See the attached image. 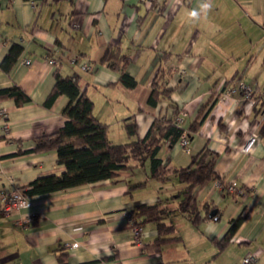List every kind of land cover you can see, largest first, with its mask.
Masks as SVG:
<instances>
[{"label":"crops","instance_id":"0c3cea01","mask_svg":"<svg viewBox=\"0 0 264 264\" xmlns=\"http://www.w3.org/2000/svg\"><path fill=\"white\" fill-rule=\"evenodd\" d=\"M160 5L161 10L139 0H0V63L11 44L23 47L8 73L0 68V90L17 85L30 98L21 106L0 100L6 115L0 116V191L65 172L54 150H32L36 137L56 132L66 121V96L44 106L56 70L87 92L94 116L108 125L114 144L143 138L155 117H172L167 101L148 103L152 80L160 70H171L167 88L179 113L185 112L187 131L201 107L212 96L217 100L188 148L164 145L159 158L164 166L185 167L207 145L218 155L219 180L235 182L238 192L217 187L216 180L197 187L201 216L204 205L219 214L218 220L198 227L178 212L184 186L174 177L148 179V162L119 172L116 182L30 196L28 209L9 216L0 210V264H240L256 252L260 254L251 264H264V137L258 135L264 119L259 98L264 92V0H162ZM108 46L127 57L126 71L136 81L133 89L101 63ZM49 59L57 65H49ZM73 59L90 62L93 70H82ZM239 84L254 91L253 102H244L239 92L220 98L221 90ZM132 120L134 138L124 127ZM156 203L174 227L171 236L180 241L148 253L145 246L156 238V226L142 225L141 244H136L137 225L130 215L139 204ZM28 215L34 220L20 226L18 220ZM239 215L243 221L216 257L211 240L221 238ZM74 242L77 248H66Z\"/></svg>","mask_w":264,"mask_h":264},{"label":"trees","instance_id":"16d2710c","mask_svg":"<svg viewBox=\"0 0 264 264\" xmlns=\"http://www.w3.org/2000/svg\"><path fill=\"white\" fill-rule=\"evenodd\" d=\"M22 52L21 45L11 44L0 63V68L8 73ZM101 63L119 72V80L127 88L133 89L136 86V81L126 71L127 57L120 54L117 49L108 46ZM170 73L171 70H160L157 73L151 82L148 103L151 106H157L159 102L167 101L172 109V117H155L143 138L124 144H114L109 137L108 125L94 116V102L87 92L82 90L73 78L63 76L56 70L55 82L44 106H51L60 95L66 96L68 102L62 110L66 121L56 132L36 137L32 150L34 152L54 150L57 154V162L65 167V172L60 176L47 175L36 178L22 188L25 193L28 196H36L103 180L116 182L119 179V172L133 171L148 162V179L166 182L174 177L184 186L180 191L178 212L185 215L193 226L198 227L205 220H218V213L209 217L211 210L207 205L203 206L204 215L201 216L194 196L197 187L219 180L215 171L217 153L205 145L199 153L191 156L189 165L185 167L164 166L158 156L162 146H174L184 131L177 121L179 107L171 100L170 90L167 88ZM2 99H12L17 106L30 102L27 94L17 85L1 89L0 100ZM216 100L217 98L212 96L208 103L201 107L196 120L188 127L189 139L199 130ZM124 127L130 138L136 136V126L133 120L126 123ZM258 135L264 137V119L259 125ZM19 152L22 151L19 149ZM145 185L146 182L138 186ZM130 218L134 221V225L140 228L146 223L155 224L157 236L146 244L145 250L148 253H159L167 243L180 241L179 237L171 236L174 233V227L165 221L160 203L139 204L131 211ZM243 218L244 216L239 215L233 219L227 232L221 238L211 240L218 250L215 256H218L228 246ZM59 258L60 261H64L65 255Z\"/></svg>","mask_w":264,"mask_h":264},{"label":"built area","instance_id":"2783aa9c","mask_svg":"<svg viewBox=\"0 0 264 264\" xmlns=\"http://www.w3.org/2000/svg\"><path fill=\"white\" fill-rule=\"evenodd\" d=\"M31 3L33 2V0H28ZM141 2L146 3L149 8H155L157 10H161L163 5L161 4V1L158 0H139ZM23 63L25 65H29L30 61L29 60H25L23 61ZM47 63L51 66H56L57 63L55 62V60L49 59L47 61ZM71 63L73 65H77L79 66V68H81L84 71H92L93 70V66L91 65L90 62H82L80 60L77 59H73L71 61ZM234 92H239L241 95V99L246 102H253L254 101V96L255 93L254 91L246 86L245 84H239L237 87H230L229 89H223L220 91L219 95L221 99L227 98L229 97L230 93H234ZM260 100L262 102H264V92L260 95ZM0 116L5 117L6 115L3 114L2 111H0ZM185 118V112L183 110L180 111L177 121L178 124L184 129L183 133L181 134L179 140H178V144L183 147L184 149L188 148L189 145V138L187 135V130L183 125V120ZM254 140V137L250 139V141L248 142V144L246 145L245 148H243L244 152H247L249 150V146L252 143V141ZM215 184L217 187L229 192V193H236L238 192L237 190V186L236 183L231 181L227 184H224L223 181L220 180H216ZM32 206V202L30 200V196H28L24 189H22L21 187L18 186H12L10 188H4L3 190L0 191V210L1 213L5 216H9L14 212L17 211H21L24 209H28ZM34 216L32 215H28L25 218H22L20 220H18V224L22 227H25L26 225H28L31 221L34 220ZM140 232H141V228L139 226H135L134 229V243L136 244H141L140 243ZM78 244L77 243H68L66 244V248L68 249H75L77 248ZM260 253H252V254H248L246 257L243 258L242 260V264H251L253 262H255L258 258Z\"/></svg>","mask_w":264,"mask_h":264},{"label":"water","instance_id":"95a60500","mask_svg":"<svg viewBox=\"0 0 264 264\" xmlns=\"http://www.w3.org/2000/svg\"><path fill=\"white\" fill-rule=\"evenodd\" d=\"M216 213V210H213L209 213V217H211L212 215H214Z\"/></svg>","mask_w":264,"mask_h":264},{"label":"rangeland","instance_id":"374dc122","mask_svg":"<svg viewBox=\"0 0 264 264\" xmlns=\"http://www.w3.org/2000/svg\"><path fill=\"white\" fill-rule=\"evenodd\" d=\"M258 92H259V91H258ZM214 246H215V245H214ZM225 249H226V248H225ZM225 249H224V250H225ZM224 250H223V251H224ZM223 251H222L220 254H222ZM217 252H218V250L216 251V253H217ZM220 254H219V255H220ZM219 255H218V256H219ZM216 257H217V256H216ZM240 264H242V260L240 261Z\"/></svg>","mask_w":264,"mask_h":264}]
</instances>
